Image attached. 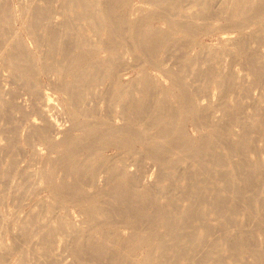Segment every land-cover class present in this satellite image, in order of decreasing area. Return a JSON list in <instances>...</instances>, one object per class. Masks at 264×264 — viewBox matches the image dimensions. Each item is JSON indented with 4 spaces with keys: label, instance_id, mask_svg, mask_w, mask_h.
I'll use <instances>...</instances> for the list:
<instances>
[{
    "label": "bare ground",
    "instance_id": "6f19581e",
    "mask_svg": "<svg viewBox=\"0 0 264 264\" xmlns=\"http://www.w3.org/2000/svg\"><path fill=\"white\" fill-rule=\"evenodd\" d=\"M0 177V264L244 261L264 0H0Z\"/></svg>",
    "mask_w": 264,
    "mask_h": 264
},
{
    "label": "rangeland",
    "instance_id": "374dc122",
    "mask_svg": "<svg viewBox=\"0 0 264 264\" xmlns=\"http://www.w3.org/2000/svg\"><path fill=\"white\" fill-rule=\"evenodd\" d=\"M4 139V138H3ZM19 148V147H18ZM18 148H16V150H18ZM0 183L2 182V178L0 177ZM9 202V199H7L5 201V204L1 203L0 204V218L3 219H8L9 215H11V211H9L7 204ZM56 211V210H54ZM51 211L48 212V214H50ZM57 213V212H56ZM243 213V212H242ZM60 212L57 213V215H59ZM238 218L240 221H242V223L246 224V220L245 217H243V214H238ZM246 232L248 234V241H246L245 245L243 246H239V245H235L236 250L242 255L246 256V259H244V261H242V258L240 256H236L235 259H231L228 258V263L229 264H258L255 262V260L250 256V254L253 252V249H248L252 246H254L256 244V246H258L259 249H264V229L263 228H258L256 225H254V222L252 221H248L245 227ZM236 229H233V232H235ZM0 232H3L5 235V239L7 240V242L11 243L12 238L10 236V234L8 233V230H4V225L0 224ZM15 242H20L19 238H15ZM260 264H264V262L260 263Z\"/></svg>",
    "mask_w": 264,
    "mask_h": 264
}]
</instances>
